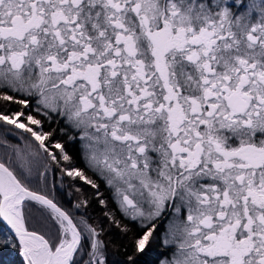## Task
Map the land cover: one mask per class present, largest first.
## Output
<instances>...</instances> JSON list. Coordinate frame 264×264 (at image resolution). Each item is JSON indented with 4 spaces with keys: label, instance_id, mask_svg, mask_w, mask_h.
Instances as JSON below:
<instances>
[{
    "label": "snow or ice",
    "instance_id": "snow-or-ice-1",
    "mask_svg": "<svg viewBox=\"0 0 264 264\" xmlns=\"http://www.w3.org/2000/svg\"><path fill=\"white\" fill-rule=\"evenodd\" d=\"M154 246L155 264H264V0H0V252L144 264Z\"/></svg>",
    "mask_w": 264,
    "mask_h": 264
},
{
    "label": "trees",
    "instance_id": "trees-1",
    "mask_svg": "<svg viewBox=\"0 0 264 264\" xmlns=\"http://www.w3.org/2000/svg\"><path fill=\"white\" fill-rule=\"evenodd\" d=\"M68 192H71L72 190L69 188L67 189ZM102 191L104 189L102 188ZM85 193L88 197L93 196V192L91 189H85ZM60 202L63 206L66 208L71 207L73 204H75L79 197L75 193L72 194L71 197L67 196L65 192L61 191L57 193ZM105 195H107V192H105ZM90 215L96 219V221L100 224H102L106 229V239L112 242V246L109 248V253L111 255H121L123 254V249L120 247L122 244H127L128 239L126 236H124L122 233L119 232V230L111 225L107 220H105L102 216V212L104 209L97 204L95 199L92 200L90 207L87 210ZM127 223V221H125ZM135 229V225H130ZM153 249H156V246L153 247ZM2 264H24L23 258L19 254L18 250L15 249H7L2 251ZM1 261V259H0Z\"/></svg>",
    "mask_w": 264,
    "mask_h": 264
},
{
    "label": "flooded vegetation",
    "instance_id": "flooded-vegetation-1",
    "mask_svg": "<svg viewBox=\"0 0 264 264\" xmlns=\"http://www.w3.org/2000/svg\"><path fill=\"white\" fill-rule=\"evenodd\" d=\"M2 252H0V264H2ZM160 257V250L159 249H153L148 256L144 258V264H155L157 261V258Z\"/></svg>",
    "mask_w": 264,
    "mask_h": 264
},
{
    "label": "water",
    "instance_id": "water-1",
    "mask_svg": "<svg viewBox=\"0 0 264 264\" xmlns=\"http://www.w3.org/2000/svg\"><path fill=\"white\" fill-rule=\"evenodd\" d=\"M22 257V256H21Z\"/></svg>",
    "mask_w": 264,
    "mask_h": 264
}]
</instances>
